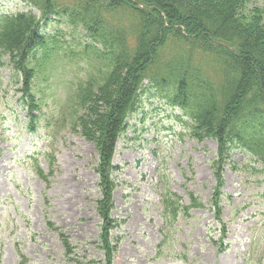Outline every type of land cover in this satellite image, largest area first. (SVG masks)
<instances>
[{
	"label": "rangeland",
	"instance_id": "rangeland-1",
	"mask_svg": "<svg viewBox=\"0 0 264 264\" xmlns=\"http://www.w3.org/2000/svg\"><path fill=\"white\" fill-rule=\"evenodd\" d=\"M252 1L264 7V0ZM25 10L41 14L32 2L0 0V18ZM43 20L41 28L51 47L55 42L63 45L35 77V90L42 96L37 132L27 128L30 116L21 99L18 71L0 51V264H21L18 250L28 264H69L57 234L46 225V211L69 232L79 257L102 258L97 246L98 152L73 128L78 85L87 77L101 76V62L81 52L79 45L86 41L81 29H73L63 17ZM146 85L151 89L140 96L114 157L122 170L117 173L113 214L123 223L118 231L123 241L114 263L264 264V171L254 169L261 165L247 152L234 150L225 166L223 220L230 248L220 252L211 238L218 239L220 233L209 203L217 142L193 138L184 123L186 115L167 104L153 85ZM52 153L56 163L47 184L34 164L36 158L50 172ZM164 172L183 203L193 191L207 206L193 209L190 218L179 216L167 230L159 256L166 222L161 205Z\"/></svg>",
	"mask_w": 264,
	"mask_h": 264
},
{
	"label": "trees",
	"instance_id": "trees-1",
	"mask_svg": "<svg viewBox=\"0 0 264 264\" xmlns=\"http://www.w3.org/2000/svg\"><path fill=\"white\" fill-rule=\"evenodd\" d=\"M23 1L32 2L41 14L26 10L2 16L0 51L10 57L21 78L31 131L38 129L42 113L35 77L60 46L55 42L51 47L47 41L43 19L63 17L74 29H81L89 41L82 52L101 62V76L78 87L73 128L98 152L97 246L102 258L79 257L67 231L47 220L63 243L68 263L113 264L123 224L113 214L121 170L114 156L146 84L188 116L193 137L217 140L216 186L210 203L226 231L222 188L231 153L236 149L249 153L264 170V7L252 0ZM39 174L48 181V174L40 169ZM181 200L174 193L164 196L171 217L181 209L189 214L191 208L205 205L193 193L190 204L182 205Z\"/></svg>",
	"mask_w": 264,
	"mask_h": 264
}]
</instances>
